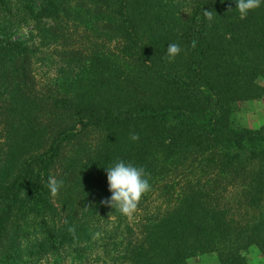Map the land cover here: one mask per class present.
Returning a JSON list of instances; mask_svg holds the SVG:
<instances>
[{
	"label": "trees",
	"instance_id": "trees-1",
	"mask_svg": "<svg viewBox=\"0 0 264 264\" xmlns=\"http://www.w3.org/2000/svg\"><path fill=\"white\" fill-rule=\"evenodd\" d=\"M235 8L0 0V264H248L253 247L264 264V123L230 122L264 95V0ZM27 25L37 41L9 38ZM118 160L151 185L129 216L101 204Z\"/></svg>",
	"mask_w": 264,
	"mask_h": 264
},
{
	"label": "clouds",
	"instance_id": "clouds-1",
	"mask_svg": "<svg viewBox=\"0 0 264 264\" xmlns=\"http://www.w3.org/2000/svg\"><path fill=\"white\" fill-rule=\"evenodd\" d=\"M235 4V10L239 12L241 18H244L248 12L260 7L261 0H235ZM214 13L210 10L203 11V16L211 20ZM180 51L181 48L177 43H170L165 51V58L174 59ZM130 139L137 141L139 135L133 132L130 134ZM104 169L111 196L101 200V204L112 209L116 208L122 214L131 215L136 210L143 195L151 189L144 168L118 160ZM46 183L52 196L57 195L63 186V180H57L55 176H49ZM69 231L74 233L75 229L70 228Z\"/></svg>",
	"mask_w": 264,
	"mask_h": 264
},
{
	"label": "rangeland",
	"instance_id": "rangeland-1",
	"mask_svg": "<svg viewBox=\"0 0 264 264\" xmlns=\"http://www.w3.org/2000/svg\"><path fill=\"white\" fill-rule=\"evenodd\" d=\"M34 33L33 30H30V26L27 25L20 27L14 34L10 35L9 38H21L31 44L37 41L34 37ZM46 64L45 61H35L34 67L37 78L41 79L45 77L46 74H50L51 70L53 71V69L45 66ZM230 122L233 126H246L250 128L258 127L264 123V95L262 97L235 103L230 112ZM102 242L104 241L100 239L96 240L94 252L89 253L90 258H92L95 252L98 257H101L103 254L100 248ZM215 260L212 253H203L189 258L187 264H204L205 262H208V264H215ZM96 263L97 262H95V264ZM248 264H261L258 252L254 247L250 248L248 252Z\"/></svg>",
	"mask_w": 264,
	"mask_h": 264
},
{
	"label": "crops",
	"instance_id": "crops-1",
	"mask_svg": "<svg viewBox=\"0 0 264 264\" xmlns=\"http://www.w3.org/2000/svg\"><path fill=\"white\" fill-rule=\"evenodd\" d=\"M209 255H210V254H209ZM204 264H208V262H205ZM215 264H218L216 260H215Z\"/></svg>",
	"mask_w": 264,
	"mask_h": 264
}]
</instances>
